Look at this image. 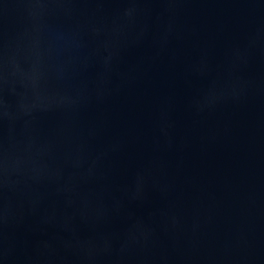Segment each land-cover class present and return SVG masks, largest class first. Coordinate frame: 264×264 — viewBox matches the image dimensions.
<instances>
[{
	"label": "water",
	"instance_id": "obj_1",
	"mask_svg": "<svg viewBox=\"0 0 264 264\" xmlns=\"http://www.w3.org/2000/svg\"><path fill=\"white\" fill-rule=\"evenodd\" d=\"M0 264H264V0H0Z\"/></svg>",
	"mask_w": 264,
	"mask_h": 264
}]
</instances>
